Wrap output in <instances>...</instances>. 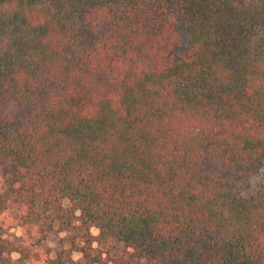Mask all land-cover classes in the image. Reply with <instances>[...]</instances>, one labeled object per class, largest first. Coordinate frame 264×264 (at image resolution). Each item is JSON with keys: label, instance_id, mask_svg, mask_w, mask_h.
<instances>
[{"label": "trees", "instance_id": "trees-1", "mask_svg": "<svg viewBox=\"0 0 264 264\" xmlns=\"http://www.w3.org/2000/svg\"><path fill=\"white\" fill-rule=\"evenodd\" d=\"M263 167L264 0H0V264H264Z\"/></svg>", "mask_w": 264, "mask_h": 264}, {"label": "rangeland", "instance_id": "rangeland-1", "mask_svg": "<svg viewBox=\"0 0 264 264\" xmlns=\"http://www.w3.org/2000/svg\"><path fill=\"white\" fill-rule=\"evenodd\" d=\"M264 175V167L262 171L251 179L253 184L261 181ZM66 206V203H63ZM53 229L57 230V225L54 224ZM79 223L72 220L70 226L63 232L53 231L50 232L42 242V248L48 253L49 257H54L57 252L65 251L72 260H79L81 254L78 252V248L83 245L80 239L82 231H78ZM20 229L18 227H12L6 230L3 234V238L8 240L10 243L15 244L16 238L20 235ZM88 233L92 236L96 235L94 229H89ZM92 249L91 256L98 260V263L92 264H141L135 254L127 248L124 244L116 241L107 240L104 243L90 244ZM17 255L11 254L12 260H15Z\"/></svg>", "mask_w": 264, "mask_h": 264}]
</instances>
